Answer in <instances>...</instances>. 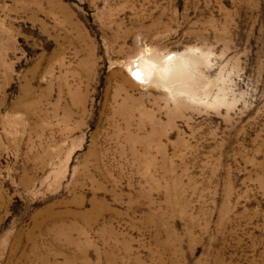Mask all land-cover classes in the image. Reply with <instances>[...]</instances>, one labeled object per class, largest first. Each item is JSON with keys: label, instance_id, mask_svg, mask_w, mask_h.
I'll return each instance as SVG.
<instances>
[{"label": "rangeland", "instance_id": "1", "mask_svg": "<svg viewBox=\"0 0 264 264\" xmlns=\"http://www.w3.org/2000/svg\"><path fill=\"white\" fill-rule=\"evenodd\" d=\"M0 264H264V0H0Z\"/></svg>", "mask_w": 264, "mask_h": 264}, {"label": "bare ground", "instance_id": "2", "mask_svg": "<svg viewBox=\"0 0 264 264\" xmlns=\"http://www.w3.org/2000/svg\"><path fill=\"white\" fill-rule=\"evenodd\" d=\"M141 67H142V66H141ZM144 67H146V66L144 65ZM143 70H144V69H143ZM148 71H149V70H148ZM143 72L145 73V71H142V70H141V71H139V74H141V73L143 74Z\"/></svg>", "mask_w": 264, "mask_h": 264}]
</instances>
